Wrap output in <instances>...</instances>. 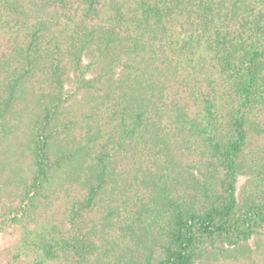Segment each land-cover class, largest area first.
<instances>
[{
  "label": "trees",
  "instance_id": "1",
  "mask_svg": "<svg viewBox=\"0 0 264 264\" xmlns=\"http://www.w3.org/2000/svg\"><path fill=\"white\" fill-rule=\"evenodd\" d=\"M12 226L0 264H264V0H0Z\"/></svg>",
  "mask_w": 264,
  "mask_h": 264
},
{
  "label": "rangeland",
  "instance_id": "2",
  "mask_svg": "<svg viewBox=\"0 0 264 264\" xmlns=\"http://www.w3.org/2000/svg\"><path fill=\"white\" fill-rule=\"evenodd\" d=\"M252 150L258 151L257 146L251 147ZM247 178L245 176H240L237 182V191L239 192L241 186L246 182ZM21 237V229L19 226H12L6 228L3 232H0V251L11 247L16 243ZM250 245L254 248L253 239L249 241Z\"/></svg>",
  "mask_w": 264,
  "mask_h": 264
}]
</instances>
